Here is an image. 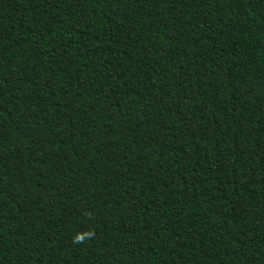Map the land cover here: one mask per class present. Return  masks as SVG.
Returning <instances> with one entry per match:
<instances>
[{
    "label": "trees",
    "instance_id": "1",
    "mask_svg": "<svg viewBox=\"0 0 264 264\" xmlns=\"http://www.w3.org/2000/svg\"><path fill=\"white\" fill-rule=\"evenodd\" d=\"M0 264H264V0H0Z\"/></svg>",
    "mask_w": 264,
    "mask_h": 264
},
{
    "label": "clouds",
    "instance_id": "2",
    "mask_svg": "<svg viewBox=\"0 0 264 264\" xmlns=\"http://www.w3.org/2000/svg\"><path fill=\"white\" fill-rule=\"evenodd\" d=\"M92 236H94V232L91 231L83 234L78 233L76 236H74L73 243H84L86 238H91Z\"/></svg>",
    "mask_w": 264,
    "mask_h": 264
}]
</instances>
